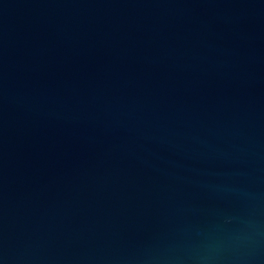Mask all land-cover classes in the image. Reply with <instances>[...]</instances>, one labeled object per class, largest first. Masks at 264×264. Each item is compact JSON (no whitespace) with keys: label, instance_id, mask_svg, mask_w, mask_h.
Masks as SVG:
<instances>
[{"label":"water","instance_id":"obj_1","mask_svg":"<svg viewBox=\"0 0 264 264\" xmlns=\"http://www.w3.org/2000/svg\"><path fill=\"white\" fill-rule=\"evenodd\" d=\"M0 264H264V0H0Z\"/></svg>","mask_w":264,"mask_h":264}]
</instances>
